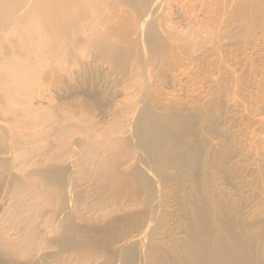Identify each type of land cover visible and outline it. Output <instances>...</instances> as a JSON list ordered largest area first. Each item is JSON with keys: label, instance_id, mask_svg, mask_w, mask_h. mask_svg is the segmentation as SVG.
Returning <instances> with one entry per match:
<instances>
[{"label": "rangeland", "instance_id": "1", "mask_svg": "<svg viewBox=\"0 0 264 264\" xmlns=\"http://www.w3.org/2000/svg\"><path fill=\"white\" fill-rule=\"evenodd\" d=\"M70 2L66 31L95 34L30 17L16 49L0 41V62H16L0 86L22 104L0 99L1 135L36 133L0 162V209L32 207L2 214L0 233L36 238L39 264H189L200 206L264 259V0ZM32 263L0 249V264Z\"/></svg>", "mask_w": 264, "mask_h": 264}, {"label": "bare ground", "instance_id": "2", "mask_svg": "<svg viewBox=\"0 0 264 264\" xmlns=\"http://www.w3.org/2000/svg\"><path fill=\"white\" fill-rule=\"evenodd\" d=\"M66 3H70V8H72V3L70 2V0H0V41H4L7 35H12L13 46L14 49H16L18 46L17 42L20 38L19 37L20 35H26L27 33H31V28L32 31H34L35 28L38 29V27L34 26L35 22L32 21L30 24L28 23L30 17L31 20L45 19L44 21H46V23L49 24L50 26V28H48L47 30L49 34L58 35L66 32L67 33L74 32L75 34H77L79 33V29H80V33L82 34H87V32L91 30H92V34L93 33L95 34L97 30L95 29V27L93 28V24L90 23L89 20H88L89 22H84L80 26L78 24L79 21H77L76 24H78V27L70 26L71 29L66 31V25L65 22L63 21V19L65 20V15L61 10V5ZM95 6L96 5H93L94 13H91L90 16V17L93 16V19L97 18L96 17L97 14L95 12ZM42 10L44 11L43 15H42ZM69 10H70L69 14H71V16L73 14L74 15L76 14L75 9H69ZM16 28H18L17 32H15ZM150 28H148L147 30L143 29V31H145V34L144 33L142 34L143 37L150 34L149 33ZM36 32H38V30H36ZM60 36L62 37V34ZM38 40L41 41L40 39ZM77 42L79 41H74L75 44ZM29 43L31 44V41ZM95 43L98 44L97 46L101 47V49H116L113 42L111 41L110 43L107 42L106 40L103 39L102 36H97L95 39ZM6 59L4 57L3 62H0V81L2 80L7 81L8 78L9 80L13 78L12 74L10 75L9 73V68H11L12 66L15 67L16 62L14 61V59H10V60H6ZM11 91H13L15 95H17L16 91L13 88L9 90L6 88L3 89V86L2 87L0 86V99H2L3 96L8 97V100L5 101L4 105L7 106L8 103H10L11 108L14 107L16 104L22 105L21 102L17 101L16 97H14V94H10ZM35 135L36 133H30V132L27 133L26 135L25 134L18 135L17 133L11 131V133H9L8 135L9 138H5V136L1 135L0 132V141L6 139L7 142L5 144L9 142L8 147H5L4 146L5 144L2 145L3 143L0 144V155L9 154L11 156L6 160L0 159V162L4 164H8V166H10L11 164L13 165L14 164L13 161L19 159L17 154L18 153L17 143L28 145L31 142H33V137ZM4 147L8 148V151H6ZM23 148L24 149L22 150V155L26 157L28 155L29 150L27 146H23ZM42 164L44 165V162L41 163V165ZM13 175L15 177L17 176V174L15 173ZM16 179L12 177V180L9 181V184L11 182L10 186L18 183ZM16 188H20V186H15L14 188L12 187L11 189L12 197L14 199L17 197L15 191H20V189H16ZM47 189L48 190L46 191V194L48 196H53V189L51 188H47ZM20 205H23L24 207H18V205L14 204V206L16 207L15 211H8L9 207L6 208L7 210L3 208L4 210H6L5 212H3V209L2 210L0 209V216L4 214L5 215L4 217L7 218L8 221H13L19 216V214H17L18 208L22 212H28V210L32 208L29 207L30 205H28V203L25 202L21 203ZM195 208L196 210L193 211L195 221L189 224V233H188V236H190L191 239L193 240V243H189V247L191 249L190 256H191V261L193 263L190 262L189 264H264V259L260 258L258 254H256L255 248L253 247V243L251 244L248 241L249 239L243 238L242 234L240 233L241 232L240 229L236 226L237 224L234 225L230 221L231 219L228 220L227 219L228 217L224 213H218L217 215L218 221L217 224L214 225L215 227L214 229L212 225L213 222L209 213L200 206L198 207L196 206ZM26 218L27 217L22 219V222H25ZM30 218L31 217H29V219ZM1 227L3 226L0 224V228ZM14 234L15 233H12L11 235ZM29 234H31V231H29ZM210 234L212 236L211 240H210ZM215 234H216L215 243H217L215 245L217 246L213 245V236H215ZM11 235L10 234L3 235L0 233V246L6 248V251L8 252V257L11 259L14 258V260L17 257L27 260H33L32 264H39L38 261H34L35 258L32 257L30 254L31 252L37 250V248L35 247L36 238L22 236V238H20V241L15 242L14 240L9 239V236ZM227 238H230V242L228 244L225 243L226 241L225 239Z\"/></svg>", "mask_w": 264, "mask_h": 264}]
</instances>
